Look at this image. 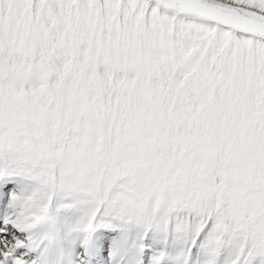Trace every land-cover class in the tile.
Wrapping results in <instances>:
<instances>
[{
  "label": "snow or ice",
  "instance_id": "snow-or-ice-1",
  "mask_svg": "<svg viewBox=\"0 0 264 264\" xmlns=\"http://www.w3.org/2000/svg\"><path fill=\"white\" fill-rule=\"evenodd\" d=\"M0 264H264V0H0Z\"/></svg>",
  "mask_w": 264,
  "mask_h": 264
}]
</instances>
